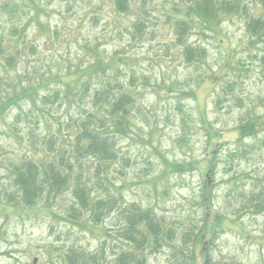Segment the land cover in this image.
<instances>
[{"label": "rangeland", "instance_id": "1", "mask_svg": "<svg viewBox=\"0 0 264 264\" xmlns=\"http://www.w3.org/2000/svg\"><path fill=\"white\" fill-rule=\"evenodd\" d=\"M191 1L131 0L121 12L117 0H0V264H66L49 248L69 242L93 251L106 232L118 231L116 212L92 234L71 226L65 216L73 200L57 189L44 186L35 205H22L12 181L19 160L37 157L44 127L57 126L48 114L31 123V105L59 91L68 99L55 108L65 118L70 88L98 54L126 60L119 66L138 84L137 111L117 146L130 165L111 173L104 195L155 207L177 232L145 264H206L200 239L211 264H264V202L257 201L264 194L247 201L255 177L264 176V36L235 13L208 20L186 14ZM175 10L193 26L186 40L205 49L201 61L189 63L180 53L175 16L168 17ZM142 11L144 28L134 29ZM250 122L257 130L241 134L246 149L232 163L226 151ZM30 125L37 133L23 141ZM210 153L219 163L204 187Z\"/></svg>", "mask_w": 264, "mask_h": 264}, {"label": "trees", "instance_id": "2", "mask_svg": "<svg viewBox=\"0 0 264 264\" xmlns=\"http://www.w3.org/2000/svg\"><path fill=\"white\" fill-rule=\"evenodd\" d=\"M131 5V0H117V7L121 12L127 11ZM221 13H235L244 18L245 26L250 32L264 36V0H195L186 8V14H196L206 20L214 19ZM147 16L143 11L140 12L136 27L133 28L142 30ZM171 16H175L178 31L176 42L180 46L184 60L195 63L204 59L206 51L203 46L186 40L187 33L193 27L192 24L179 17L177 10L174 15H168ZM90 59L92 62L86 69L89 73L70 88L72 102L69 100L67 102L65 118L57 115L59 107L55 108V105H58L63 95H60L56 89L53 95H45L43 105L41 103L40 106L36 104L37 107L31 105V109L26 113L29 119L35 118L34 122L30 121L37 126L36 120L41 118L42 122V118H46L45 114H48L47 118L57 126L44 127L45 131L47 128V132L40 142L36 158L24 157L18 161L12 181L19 188V192L14 197L19 198L18 201L22 205L31 206L42 197L44 186L51 191L57 189L60 191L58 197L68 196L70 202L73 200L65 221L67 219L72 221L68 222L71 226H77L79 231L83 230L89 234L93 232L91 227L103 221L106 215L113 212L118 214L120 223L116 227L118 231L115 234L113 231L106 232L103 238L101 237L102 241L98 248L93 251L83 243L76 245L69 242L49 248L50 253L52 251L58 254L66 264H145L149 254L160 251L166 243L170 244L169 242L177 234L176 228L165 213L155 207H145L137 202L128 203L122 201L121 197L115 198L110 193L104 195L103 189V184L111 180L110 175L113 171L121 173L122 168L130 165V157L120 155L117 146L119 139L125 136L127 129L131 127L132 114L137 111L136 76L126 68L121 69L119 62H126L124 59L118 58L119 62H116L114 56L108 58L101 54ZM118 70L125 73L122 80L119 79L121 73L119 75L116 73ZM227 83L233 85L231 81ZM53 99L58 101L50 103L49 101ZM222 99L221 94L215 101L217 107L222 105ZM46 104H49L48 107L44 106ZM19 118H21L20 114L17 116V121ZM255 129L257 130V127L255 128L251 122L239 126V139L226 151L229 157L230 154L233 155L232 163L241 159L246 149L241 134H251ZM36 133L30 125L23 130L21 138L24 141L31 137L32 141ZM225 143L230 145L227 141ZM218 145H220L218 142L215 143L213 148L217 149ZM217 156L218 154L215 153L208 156L204 187L208 178L212 179L211 176L217 172L219 163L215 160ZM228 164L227 160L226 165ZM255 179L253 184L255 187L250 190V198L247 200L250 203L259 194H264V176ZM237 191L238 189L235 188L234 193ZM206 201L207 197L204 203ZM257 201L263 203L264 197L261 195ZM204 243L200 239L199 252H202L206 264H211V256L205 250Z\"/></svg>", "mask_w": 264, "mask_h": 264}]
</instances>
